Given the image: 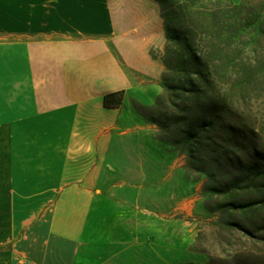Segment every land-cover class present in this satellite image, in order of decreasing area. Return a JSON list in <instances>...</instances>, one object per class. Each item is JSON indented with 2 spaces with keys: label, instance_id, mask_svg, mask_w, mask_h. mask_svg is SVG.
Masks as SVG:
<instances>
[{
  "label": "crops",
  "instance_id": "0c3cea01",
  "mask_svg": "<svg viewBox=\"0 0 264 264\" xmlns=\"http://www.w3.org/2000/svg\"><path fill=\"white\" fill-rule=\"evenodd\" d=\"M156 7L0 0V264H146L129 219L157 213L169 154L133 102L161 91Z\"/></svg>",
  "mask_w": 264,
  "mask_h": 264
},
{
  "label": "trees",
  "instance_id": "16d2710c",
  "mask_svg": "<svg viewBox=\"0 0 264 264\" xmlns=\"http://www.w3.org/2000/svg\"><path fill=\"white\" fill-rule=\"evenodd\" d=\"M153 1L159 6L166 40L160 58L165 68L162 92L153 104L134 101L133 107L157 126L155 139L196 160L199 164L193 169L203 173L205 162L198 155L223 149L215 138L244 140L234 126L239 93L264 91V2L254 6L232 0ZM122 96L107 94L104 105L118 107ZM207 135L210 142L205 144ZM247 189L233 183L205 185L202 193L227 194L232 202L220 208L231 212L252 208L250 202L234 198Z\"/></svg>",
  "mask_w": 264,
  "mask_h": 264
},
{
  "label": "rangeland",
  "instance_id": "374dc122",
  "mask_svg": "<svg viewBox=\"0 0 264 264\" xmlns=\"http://www.w3.org/2000/svg\"><path fill=\"white\" fill-rule=\"evenodd\" d=\"M261 3L242 0L235 4ZM156 10H160L158 4ZM159 32L160 44L149 53L160 59L166 41L162 20ZM164 70L162 66V73ZM151 79L160 85L161 93V77ZM233 107L237 111L236 135L244 140L229 143V139L215 138L223 149L216 154L207 149L198 155L205 162V173L193 169L198 167L196 160L163 143L169 155L162 160V180L144 192L154 200L156 216L145 212L139 219H129L138 232L139 256L146 264H264V91H241ZM152 128L154 134L157 126ZM209 139L205 136L204 143ZM167 160L169 170H165ZM228 183L249 187L234 198L250 202L251 209L230 212L220 208L224 202H232L230 196L202 193L205 185ZM130 251L137 253L135 244Z\"/></svg>",
  "mask_w": 264,
  "mask_h": 264
}]
</instances>
